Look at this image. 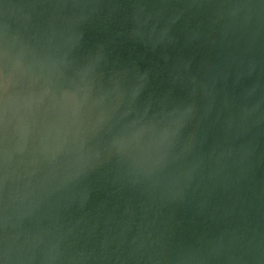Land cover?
<instances>
[{
  "label": "clouds",
  "instance_id": "obj_1",
  "mask_svg": "<svg viewBox=\"0 0 264 264\" xmlns=\"http://www.w3.org/2000/svg\"><path fill=\"white\" fill-rule=\"evenodd\" d=\"M261 137L264 0H0V264H264ZM100 181L139 223L89 246Z\"/></svg>",
  "mask_w": 264,
  "mask_h": 264
},
{
  "label": "water",
  "instance_id": "obj_2",
  "mask_svg": "<svg viewBox=\"0 0 264 264\" xmlns=\"http://www.w3.org/2000/svg\"><path fill=\"white\" fill-rule=\"evenodd\" d=\"M178 4V0H173ZM195 23V21H192ZM183 23V18L178 21V24ZM141 51L139 49L128 48L121 53V59L127 62L129 59L136 60L141 69L149 66L146 61H150L155 67L157 73L153 86L157 91H163L173 87L167 79V72L164 68L165 61L158 54L148 53L144 60L140 59ZM213 53L207 47L199 50L197 53L198 60H211ZM216 135L214 128H210L208 132V143L211 144ZM258 144L264 146V137L258 138ZM261 167L255 169V179L259 181L264 178V171ZM80 213H75L74 216H79ZM139 223L138 209L133 208L131 212L125 211L124 200L115 194H111L104 186L103 181L98 182L89 199L84 216V226L90 229L91 232L85 239L89 246L97 243L105 235H112L121 228L125 229L126 234L131 236ZM191 225H189L190 229ZM187 234V232L185 233Z\"/></svg>",
  "mask_w": 264,
  "mask_h": 264
}]
</instances>
